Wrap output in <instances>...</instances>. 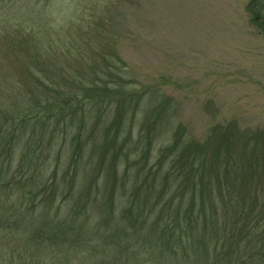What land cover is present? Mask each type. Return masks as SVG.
I'll return each instance as SVG.
<instances>
[{"label":"rangeland","instance_id":"374dc122","mask_svg":"<svg viewBox=\"0 0 264 264\" xmlns=\"http://www.w3.org/2000/svg\"><path fill=\"white\" fill-rule=\"evenodd\" d=\"M16 33L42 37L47 52L54 48L60 56L64 76L73 70L85 73L90 91L77 107L85 108L83 137L74 140L79 120L67 134L64 120H45L53 141L37 142L28 162L43 164L50 175L59 152L60 174L69 164L79 166L83 184L72 182L74 198L80 192L85 199L113 193L119 200L173 196L176 207L178 195L191 196L193 176L185 183L180 178L181 184L178 179L179 188L165 193L160 192L162 172L183 151L222 175L234 165L239 195L264 191V0H0V34ZM18 65L13 61L11 79L17 85L30 82ZM92 66L101 70L99 75L90 72ZM108 84L103 91L91 89ZM9 90L1 81L0 103L10 104L4 112L36 106L31 94L7 100L3 92ZM121 120L125 125L119 129ZM245 173L252 179L245 182ZM68 178H57L59 191L66 183L70 187ZM0 183L1 188L5 182ZM16 191L9 190L11 195ZM38 191L25 196L51 199V190Z\"/></svg>","mask_w":264,"mask_h":264},{"label":"trees","instance_id":"16d2710c","mask_svg":"<svg viewBox=\"0 0 264 264\" xmlns=\"http://www.w3.org/2000/svg\"><path fill=\"white\" fill-rule=\"evenodd\" d=\"M42 40L34 33L29 37L0 34V82L10 89L3 96L26 100L31 94L29 101H36V106L12 113L4 112L10 104L0 103V181L5 182L0 188V264H264V191L237 194L234 165L230 172L227 165L222 175L221 169L209 168L193 152L183 151L168 172L160 170L154 177L157 185L161 172L165 173L160 192L166 193L193 176L191 196L179 199L178 195L174 207L173 196L164 200L129 195L119 200L113 193L85 199L80 192L74 198V185L83 184L80 169L69 164L60 174L59 152L50 175L43 164H28L37 142L42 146L53 141V135L44 130L45 120H64L66 134L79 120L76 142L88 127L85 114L81 117L85 108H77L90 91L84 84L85 73L73 70L64 76L63 67L58 65L60 56L54 48L47 52ZM13 61L23 76L32 78L30 82L17 85L11 79L8 72H14ZM99 71L92 66L90 72L99 75ZM108 86L91 89L103 91ZM99 96L97 102H101ZM121 124L119 129L125 125ZM39 152L44 154L43 148ZM70 162L74 163V158ZM121 171L125 176V168ZM139 174L140 170L137 178H141ZM252 175L245 173L244 181ZM62 177H69L70 187L66 189V183L61 192L57 178ZM180 178L185 179L180 183ZM212 178L216 179L214 185ZM14 187L17 191L12 195L17 198L9 192ZM243 187L253 191L252 186ZM36 189L51 190V199L32 197L35 202H30L25 195ZM27 208L32 212L26 213ZM254 222L261 223V228Z\"/></svg>","mask_w":264,"mask_h":264}]
</instances>
